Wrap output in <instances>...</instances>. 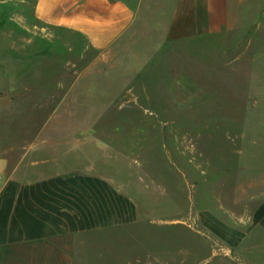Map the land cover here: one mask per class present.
<instances>
[{"label": "rangeland", "instance_id": "rangeland-1", "mask_svg": "<svg viewBox=\"0 0 264 264\" xmlns=\"http://www.w3.org/2000/svg\"><path fill=\"white\" fill-rule=\"evenodd\" d=\"M240 13L223 34L165 43L144 31L99 51L37 20L31 4L0 3V153L17 160L33 148L27 162L42 173H97L140 196L157 182L170 192L165 210L180 213L196 190L210 208L240 188L243 169L255 206L264 11L248 0Z\"/></svg>", "mask_w": 264, "mask_h": 264}, {"label": "crops", "instance_id": "crops-1", "mask_svg": "<svg viewBox=\"0 0 264 264\" xmlns=\"http://www.w3.org/2000/svg\"><path fill=\"white\" fill-rule=\"evenodd\" d=\"M19 1L45 25L103 51L144 31L165 43L223 34L238 26L248 0ZM251 1L264 11V0ZM32 150L17 160L0 153V264H264V197L249 204L243 169L240 188L213 197L210 208L196 190L180 213L165 210L162 184L145 180L140 196L97 173H42L38 161L27 162Z\"/></svg>", "mask_w": 264, "mask_h": 264}]
</instances>
